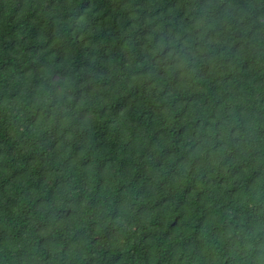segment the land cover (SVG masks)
<instances>
[{"label": "trees", "instance_id": "1", "mask_svg": "<svg viewBox=\"0 0 264 264\" xmlns=\"http://www.w3.org/2000/svg\"><path fill=\"white\" fill-rule=\"evenodd\" d=\"M0 264H264V0H0Z\"/></svg>", "mask_w": 264, "mask_h": 264}]
</instances>
